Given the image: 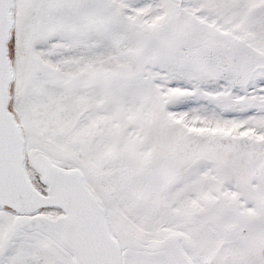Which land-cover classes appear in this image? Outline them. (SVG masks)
<instances>
[{"label": "snow or ice", "instance_id": "obj_1", "mask_svg": "<svg viewBox=\"0 0 264 264\" xmlns=\"http://www.w3.org/2000/svg\"><path fill=\"white\" fill-rule=\"evenodd\" d=\"M0 264H264V0H0Z\"/></svg>", "mask_w": 264, "mask_h": 264}]
</instances>
